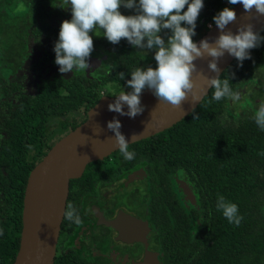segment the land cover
<instances>
[{
    "label": "trees",
    "instance_id": "1",
    "mask_svg": "<svg viewBox=\"0 0 264 264\" xmlns=\"http://www.w3.org/2000/svg\"><path fill=\"white\" fill-rule=\"evenodd\" d=\"M4 1L0 0V33L14 32L19 26L5 14ZM39 1H28L34 15L42 9ZM215 1L203 3L201 12L205 14L196 21L194 42L208 31L206 14L212 7L220 9ZM183 11L185 8L181 14ZM20 15L24 20L25 12ZM202 17L206 18L204 23ZM181 26H185L183 22ZM260 36L264 37V32ZM93 45L104 51L106 37L98 35ZM134 48L124 44L113 54L112 66L106 63L103 71L111 75L115 92L132 91L127 81L138 67H157L154 57ZM250 56L242 66L234 59L220 76L229 80L233 92L249 85L255 70L264 68V41L250 50ZM103 85L85 76L79 82L78 77L56 74L37 94L27 96L13 88L9 95L16 101L3 102L9 111L0 110V264H14L19 252L30 173L60 139L88 119V111L101 98ZM214 91L211 88L194 110L198 119H193L192 112L169 129L129 145L135 158L145 155L155 162L152 166L160 184L169 179L165 170L172 175L177 168L185 171L199 195L198 206H192L187 214L182 206L185 214L160 231L164 264H264V130L254 119L259 99L254 95L253 102H248L255 104L254 108L232 122L226 120L231 97L215 101ZM257 96L264 99L262 94ZM220 196L238 206L239 215L244 217L238 227L217 209Z\"/></svg>",
    "mask_w": 264,
    "mask_h": 264
},
{
    "label": "flooded vegetation",
    "instance_id": "2",
    "mask_svg": "<svg viewBox=\"0 0 264 264\" xmlns=\"http://www.w3.org/2000/svg\"><path fill=\"white\" fill-rule=\"evenodd\" d=\"M28 1L37 0L3 2L5 14L18 24L19 29L0 33L1 111H9V105L5 106L3 102L16 101L12 94L9 95L13 88L15 93L33 96L45 81L56 74L65 78L78 77L79 82L83 76L96 79L101 85L107 81L102 86L101 98L116 97L123 92H115L111 75L103 70H106V63L112 66L113 54L119 52L124 44H129L126 39L122 38L117 44L106 39L107 49L104 51L93 45L87 69L61 73L55 63L54 45L59 39L62 22L72 18L71 6L59 7L62 0H41L38 4L42 9L39 15H34L29 10ZM217 2L220 9L215 11L217 7H212L206 16L211 13L217 15L224 9V0ZM226 6L233 7L229 0ZM119 11L125 16L137 14L135 9L123 6ZM21 12H25L24 20ZM203 13L200 11L199 17ZM205 21L206 18L202 17L201 22ZM209 21L216 25L212 20H208L206 25ZM101 34L103 30L100 29L89 33L92 39ZM158 35L167 42L170 31L164 29ZM134 49L152 58L156 52L155 48L154 54L148 52L149 49ZM29 71L35 72L38 79L34 84L37 88L32 93L27 87L32 80L27 77ZM154 163L145 155L125 160L118 150L103 160L90 163L80 178L71 180L65 212L68 205H72L82 222L76 224L74 219L68 220L64 214L53 264H141L146 257L152 264L156 259H159V264H164L160 231L169 224L173 225L192 206H198L199 195L185 171L177 168L172 175L168 169L165 170L169 179L160 184L156 178L157 169L152 166ZM185 187L193 189L196 204L189 200Z\"/></svg>",
    "mask_w": 264,
    "mask_h": 264
},
{
    "label": "clouds",
    "instance_id": "3",
    "mask_svg": "<svg viewBox=\"0 0 264 264\" xmlns=\"http://www.w3.org/2000/svg\"><path fill=\"white\" fill-rule=\"evenodd\" d=\"M232 5L242 4L244 10L255 14L250 17L259 19L264 16V0H229ZM71 6L72 18L61 24L59 39L54 45L55 63L61 73H68L87 69V59L93 51V39L90 32L97 29L103 30V36L117 44L122 38L126 39L133 47L140 49H156L154 59L157 62L155 69L147 70L137 68L131 73V79L127 85L132 89L130 92H121L114 102L108 104V110L135 118L144 111L141 103L143 90L150 89L159 99L160 103L181 108L183 103L191 96L193 103L200 100V86L193 79V74L198 72L195 63L197 59L205 56L212 59L208 62L211 72L219 74L220 69L217 61L227 52L235 57L240 65L245 59H250V50L256 48L264 41L259 32L254 31L251 23L241 25L236 34L231 31H223L227 25L237 19L236 13L230 8H224L213 17L221 34L213 43L207 39L199 44L193 41L196 35V21L204 4L203 0H62L61 8ZM187 5V10H182ZM123 6L127 9H135L137 14L125 16L119 11ZM182 22L185 26H181ZM207 26V25H206ZM171 31L167 42L158 35L162 30ZM147 38V39H146ZM146 39V43L144 42ZM123 79L124 74H120ZM200 76L210 88H214L213 100L220 101L224 97L239 99V93L233 92L229 80H221L216 77ZM127 111H124V106ZM199 115L193 110V119ZM255 122L264 130V105H261L255 114ZM122 125L118 119L107 123V128L114 133V143L125 160L135 158V153L129 151V141L121 133ZM137 140V135L131 137V143ZM217 209L222 210L224 217L230 224L237 227L244 219L238 213V206L225 201L220 196L217 201ZM68 220L76 224L82 221L77 210L68 205L65 212Z\"/></svg>",
    "mask_w": 264,
    "mask_h": 264
},
{
    "label": "water",
    "instance_id": "4",
    "mask_svg": "<svg viewBox=\"0 0 264 264\" xmlns=\"http://www.w3.org/2000/svg\"><path fill=\"white\" fill-rule=\"evenodd\" d=\"M232 10L235 11L237 19L227 25L223 31L236 34L241 25L251 23L254 31L259 32L260 35L264 32V16H260L259 19L250 18L255 14V10L253 13H248L242 4L234 5ZM220 34L221 30L215 25L196 43L199 44L204 39L213 43ZM211 59L205 56L193 62L198 68V72L193 74V79L200 86L199 101L193 103L189 96L181 108H174L160 103L153 91L146 88L141 94L144 111L135 118H130L109 111L108 104L114 102L116 97L105 96L89 110L88 119L84 123L50 149L43 160L34 167L27 182L21 242L14 264L54 263L70 181L80 178L90 163L103 160L119 150L112 138L114 133L107 128V123L113 118L118 119L122 125L120 131L130 144L174 126L190 115L211 90L200 73L208 77L217 75L220 77L236 58L227 52L219 58L217 61L219 74L209 70L208 62ZM127 110L125 105L124 111ZM133 135H137V140L131 143ZM185 191L189 200L196 204L197 198L193 189L185 187ZM156 260L155 264H159V259ZM141 264H152V262L146 257Z\"/></svg>",
    "mask_w": 264,
    "mask_h": 264
},
{
    "label": "rangeland",
    "instance_id": "5",
    "mask_svg": "<svg viewBox=\"0 0 264 264\" xmlns=\"http://www.w3.org/2000/svg\"><path fill=\"white\" fill-rule=\"evenodd\" d=\"M226 1L227 0H224V2L222 3V7L223 8L227 7L226 6ZM190 2H191V0H189V3ZM214 16H215V14L211 13V14H209L207 16V18H209L210 20L214 21L213 20ZM144 42L146 43V40ZM147 51L150 52V53L152 52V54H154L153 51H155V49H151V50H147ZM49 71L50 70H48V72ZM255 71H256L255 75H254L255 78H252V82H250L249 85H242L240 87L239 99L238 100H233L231 98L230 104L226 106V108L228 109V112H229L228 114H226V120L235 122V120L237 121L238 119L243 117L244 111L250 110L251 108H254L255 104H250L249 103L251 106H249V104H248V102H253V96L254 95H256V97L259 99V103L256 105L257 109H259V107L261 105H264V99L263 98H259L257 96L258 94L259 95L262 94V96L264 97V90H262V93L260 91L264 87V68L257 69ZM27 74H28L27 77L32 79L31 81H29V84L27 86L28 89H29V92L32 93L37 88V86H35L34 84L36 83V81L38 79L36 78L35 72L32 73V71H29V73H27ZM248 80H250V79H248ZM256 111H258V110H256Z\"/></svg>",
    "mask_w": 264,
    "mask_h": 264
},
{
    "label": "built area",
    "instance_id": "6",
    "mask_svg": "<svg viewBox=\"0 0 264 264\" xmlns=\"http://www.w3.org/2000/svg\"><path fill=\"white\" fill-rule=\"evenodd\" d=\"M228 5H229V4H228ZM214 26H215V25H214L213 22H210V21H209V22L207 23V28H208V30L213 29Z\"/></svg>",
    "mask_w": 264,
    "mask_h": 264
}]
</instances>
